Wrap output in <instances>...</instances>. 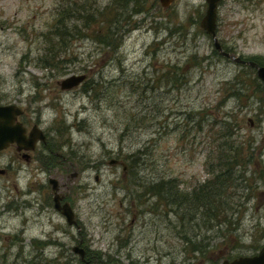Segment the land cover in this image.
Wrapping results in <instances>:
<instances>
[{
  "label": "rangeland",
  "instance_id": "374dc122",
  "mask_svg": "<svg viewBox=\"0 0 264 264\" xmlns=\"http://www.w3.org/2000/svg\"><path fill=\"white\" fill-rule=\"evenodd\" d=\"M106 5L0 0V104L19 106L27 129L37 124L46 135L28 161L0 151V264H220L256 254L264 81L214 49L199 26L204 0H147L146 12L120 21L115 49L96 40L106 28L84 27L86 11ZM217 13L222 48L264 65V0H220ZM59 19L69 33L61 43L51 38ZM77 73L86 74L79 86L60 89ZM229 147L241 159L220 196L225 216L204 224L190 191L218 172ZM50 177L75 226L54 209ZM161 178L185 192L193 220L179 222L175 208L142 193Z\"/></svg>",
  "mask_w": 264,
  "mask_h": 264
},
{
  "label": "trees",
  "instance_id": "16d2710c",
  "mask_svg": "<svg viewBox=\"0 0 264 264\" xmlns=\"http://www.w3.org/2000/svg\"><path fill=\"white\" fill-rule=\"evenodd\" d=\"M146 5L147 0H110V5H106L101 10L94 8L89 9V11L85 10L87 14V21L86 24H84V27L89 28L93 25L99 29L106 28V35L104 38L100 36L96 40L105 46L115 49L118 47L117 35L120 32V21L122 19L126 20L133 14L146 12ZM65 6L68 8H62V11L63 13L66 11L64 19L67 20L71 15H73V11L71 10L74 9H70L72 6H69V4ZM76 10L80 11L82 9L76 8ZM81 12L82 11H80V14ZM58 24L59 27L56 29L57 33L53 34L51 38H57L58 43H61V41L65 40L64 38L69 33L66 30L68 27L66 24H62L61 19H59ZM53 57H55V55ZM249 60L258 63L256 59L252 58ZM45 64L49 65L47 62ZM238 149L239 148L237 147H229L226 151L224 150L225 152L221 153L219 156L220 162L217 164L218 172L213 176L214 167H212L210 170L212 173L211 178L206 179L204 183H200L190 191V193H193L191 205H197V208L201 211V217L205 219L204 224H209L212 221L225 216V206L227 203L223 202L220 196L224 195L231 176L234 178L233 167L239 165L237 162L239 159H241V156H239L240 153L238 152ZM230 151H232V155L226 153ZM134 161L135 160H133V162ZM132 166H134V164H132ZM142 193L151 194L157 197L159 201H162L163 203L175 208V215L177 216L179 222H183L185 219L188 221L194 219V216H189L184 213V211H189L191 207L186 203V196L184 194H179L185 192L179 189L178 184L174 183L172 178H161L156 180L155 182L144 186ZM177 197H180L181 200L177 201Z\"/></svg>",
  "mask_w": 264,
  "mask_h": 264
},
{
  "label": "water",
  "instance_id": "95a60500",
  "mask_svg": "<svg viewBox=\"0 0 264 264\" xmlns=\"http://www.w3.org/2000/svg\"><path fill=\"white\" fill-rule=\"evenodd\" d=\"M161 5L167 7L173 0H159ZM206 2V9L199 20L200 28L211 37L214 48L223 56L233 59L237 62L249 64L255 68L256 76L259 80L264 81V65L258 64L251 60H244L241 57L226 52L222 49V45L217 37V11L220 0H204ZM86 78L84 73L70 74L58 81V85L62 90H71L79 86ZM23 113V110L16 104H0V151L7 148L10 144L16 143L17 149L23 151V158L28 161L30 155L28 151L35 149L38 141L45 142L46 135L43 130L37 125L33 124L28 132L21 122L16 121L18 115ZM118 160L112 159L109 164H115ZM126 166L123 165V171ZM3 170L0 169V173ZM76 173L70 174L74 177ZM53 191V207L59 212L69 226H75V216L71 206L67 202H62L64 197L58 193L57 180L54 177L49 178ZM72 251L77 254L81 260H84L85 251L75 246ZM220 264H264V246L252 256H240L231 261L224 260Z\"/></svg>",
  "mask_w": 264,
  "mask_h": 264
},
{
  "label": "flooded vegetation",
  "instance_id": "af4514ba",
  "mask_svg": "<svg viewBox=\"0 0 264 264\" xmlns=\"http://www.w3.org/2000/svg\"><path fill=\"white\" fill-rule=\"evenodd\" d=\"M22 115H23V113H21L20 115H18L17 118H16V121L21 122V124H22L24 127H26V132H27V131H28L27 126H26V125L24 124V122L21 120ZM7 148H9V149H13V150L16 152V154H17L18 156L23 157L24 152H23V151H19V150L17 149V144H16V143H12V144H10ZM28 160H30V158H29ZM3 170H4V169H3ZM58 193H59V192H58Z\"/></svg>",
  "mask_w": 264,
  "mask_h": 264
}]
</instances>
